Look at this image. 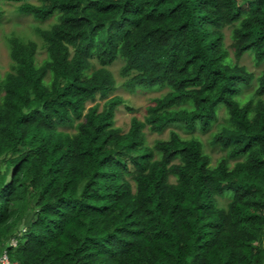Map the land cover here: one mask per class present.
I'll list each match as a JSON object with an SVG mask.
<instances>
[{
    "label": "trees",
    "instance_id": "16d2710c",
    "mask_svg": "<svg viewBox=\"0 0 264 264\" xmlns=\"http://www.w3.org/2000/svg\"><path fill=\"white\" fill-rule=\"evenodd\" d=\"M2 1L53 19L37 28L45 58L35 42L9 39L0 77L8 264H264V71L238 63L245 53L264 63V0ZM116 59L126 90H167L126 133L114 126ZM171 124L210 131L223 157L211 165L198 137L174 130L146 145L145 127Z\"/></svg>",
    "mask_w": 264,
    "mask_h": 264
},
{
    "label": "rangeland",
    "instance_id": "374dc122",
    "mask_svg": "<svg viewBox=\"0 0 264 264\" xmlns=\"http://www.w3.org/2000/svg\"><path fill=\"white\" fill-rule=\"evenodd\" d=\"M32 3H37L36 1H31ZM19 3L2 1L0 0V77H3L7 72L11 71V59L9 56V39L17 37L23 41H33L37 44V62H41L45 58V51L42 46V41L37 34V28H47L53 22V19L47 20L45 22H37L31 16L21 15L17 11ZM230 30L231 27H226L223 32L224 48L230 52V61L234 60L231 50L229 49L230 45ZM239 65L243 66L247 72L253 74L254 77H257L264 71V63L255 64L253 58L250 54L245 53L240 60L238 61ZM93 67L96 69L99 65L92 61ZM123 65L121 59H116L109 67L114 81L115 89L111 93V96H118L123 99L124 104L120 106L115 112V122L114 126L118 128L122 133H126L130 127V120L135 117L139 121H144L146 116V109L151 105V100L155 97L162 96L167 92L166 89H151V90H141L136 89V91L126 90L123 87L124 78L120 76L119 70ZM255 87V83H252L250 88H245L240 98H248ZM264 100V96H263ZM95 103L102 104L103 101L97 99L95 102L88 103L86 108L93 106ZM128 107V108H127ZM185 107V106H182ZM220 116H222L221 110L219 111ZM74 122L71 127L62 128L63 131L73 132L74 131ZM214 127L212 128V130ZM178 132L182 137H189L194 135L198 137L200 142L203 145L204 152L209 156L211 165H215L216 162L223 157L224 153L218 149H210L207 146V138L209 132H201L195 129L192 132H186L181 126L171 124L168 125L164 131L160 134L151 132L148 127H145L143 130L145 143L147 146L151 147L158 140H166L170 131ZM234 162H230V166ZM2 168V167H1ZM227 204L226 198H219L217 205L221 208L225 207ZM32 217V213H27L26 217L20 222L18 230L23 233L26 229V225ZM8 243H17L16 240H8ZM264 245V243H263ZM6 246L2 245V251L0 249V264L5 262L4 249Z\"/></svg>",
    "mask_w": 264,
    "mask_h": 264
},
{
    "label": "built area",
    "instance_id": "2783aa9c",
    "mask_svg": "<svg viewBox=\"0 0 264 264\" xmlns=\"http://www.w3.org/2000/svg\"><path fill=\"white\" fill-rule=\"evenodd\" d=\"M8 246H15V245L13 243H8ZM4 255H5V252H4ZM4 257H5V262L2 264H8V260H7L6 255Z\"/></svg>",
    "mask_w": 264,
    "mask_h": 264
}]
</instances>
